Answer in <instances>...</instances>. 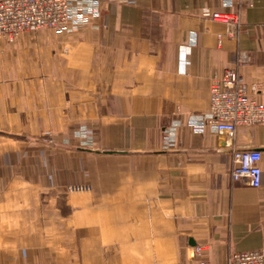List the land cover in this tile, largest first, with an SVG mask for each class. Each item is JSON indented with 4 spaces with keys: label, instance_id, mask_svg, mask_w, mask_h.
I'll list each match as a JSON object with an SVG mask.
<instances>
[{
    "label": "crops",
    "instance_id": "1",
    "mask_svg": "<svg viewBox=\"0 0 264 264\" xmlns=\"http://www.w3.org/2000/svg\"><path fill=\"white\" fill-rule=\"evenodd\" d=\"M224 12L240 15L235 36L212 19ZM263 26L264 0H109L65 41L0 44L33 72L12 103L25 109L5 127L73 131L64 140L88 161L86 215L97 229L73 264H197V247L225 264L264 249V125L233 139L190 126L208 117L213 80L227 69L264 104ZM244 150L262 154L259 189L232 179ZM73 215L77 239L82 207ZM12 261L0 252V264Z\"/></svg>",
    "mask_w": 264,
    "mask_h": 264
},
{
    "label": "rangeland",
    "instance_id": "2",
    "mask_svg": "<svg viewBox=\"0 0 264 264\" xmlns=\"http://www.w3.org/2000/svg\"><path fill=\"white\" fill-rule=\"evenodd\" d=\"M65 34L43 29L3 37L0 44L65 41ZM0 47V252L12 255L13 261L6 264H73V251L87 252L92 246L89 233L97 229L86 215L92 189L87 158L65 142L64 136H73V131L6 128L15 125L9 122L10 111L25 109L22 102L18 108L12 103L25 95L26 74L33 72L25 59L16 60L6 46ZM38 65L34 68L42 77L43 67ZM74 207L83 212L84 231L77 239ZM97 214L98 220L106 217L105 210ZM114 214L120 217L122 211ZM26 252L30 261L23 257Z\"/></svg>",
    "mask_w": 264,
    "mask_h": 264
},
{
    "label": "built area",
    "instance_id": "3",
    "mask_svg": "<svg viewBox=\"0 0 264 264\" xmlns=\"http://www.w3.org/2000/svg\"><path fill=\"white\" fill-rule=\"evenodd\" d=\"M109 0H0V39L24 32L54 30L65 33L87 25L100 16L102 4ZM212 19L228 27V36H235L240 28V15L229 12L214 13ZM264 35V26L262 27ZM250 87L235 69H227L222 77H215L210 90L208 117L194 119L190 126L197 131L207 127L219 135L233 139L240 127L264 125V104L250 95ZM262 154L257 150L235 151L232 179L245 180L248 186H262ZM197 264H212L196 248ZM225 264H264V249L235 253Z\"/></svg>",
    "mask_w": 264,
    "mask_h": 264
}]
</instances>
